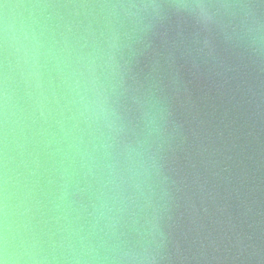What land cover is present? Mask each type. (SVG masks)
<instances>
[{
    "label": "water",
    "instance_id": "water-1",
    "mask_svg": "<svg viewBox=\"0 0 264 264\" xmlns=\"http://www.w3.org/2000/svg\"><path fill=\"white\" fill-rule=\"evenodd\" d=\"M174 2L0 0L15 264H264V3Z\"/></svg>",
    "mask_w": 264,
    "mask_h": 264
},
{
    "label": "clouds",
    "instance_id": "clouds-1",
    "mask_svg": "<svg viewBox=\"0 0 264 264\" xmlns=\"http://www.w3.org/2000/svg\"><path fill=\"white\" fill-rule=\"evenodd\" d=\"M261 3H264V0H261ZM173 7L178 14L188 13L197 23L202 24L207 29L214 22L216 16V12L213 9L229 7V5L212 4L209 0H175ZM241 7L251 8L253 5L245 4L241 5ZM205 44H207V41H205ZM160 259L163 260L164 257L161 256ZM155 262L156 258L153 257L152 264H155ZM0 264H15L13 256L9 253L6 239L0 244Z\"/></svg>",
    "mask_w": 264,
    "mask_h": 264
}]
</instances>
